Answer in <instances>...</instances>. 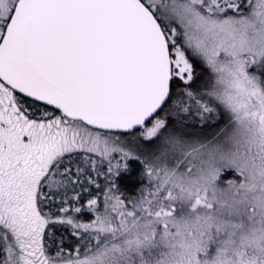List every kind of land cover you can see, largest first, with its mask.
I'll return each instance as SVG.
<instances>
[{
	"label": "snow or ice",
	"instance_id": "6c2138e0",
	"mask_svg": "<svg viewBox=\"0 0 264 264\" xmlns=\"http://www.w3.org/2000/svg\"><path fill=\"white\" fill-rule=\"evenodd\" d=\"M0 264H264V0H0Z\"/></svg>",
	"mask_w": 264,
	"mask_h": 264
}]
</instances>
